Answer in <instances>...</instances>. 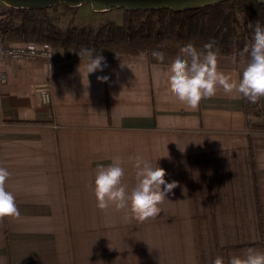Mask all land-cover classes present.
Segmentation results:
<instances>
[{
	"label": "crops",
	"instance_id": "0c3cea01",
	"mask_svg": "<svg viewBox=\"0 0 264 264\" xmlns=\"http://www.w3.org/2000/svg\"><path fill=\"white\" fill-rule=\"evenodd\" d=\"M104 58L89 74L87 56L59 49L53 60H0V166L21 213L0 219V264H213L224 252H264V130L252 133V155L244 98L218 88L191 109L168 90L171 63ZM218 67L242 77L234 64ZM117 157L129 195L137 157L178 182L156 218L97 207L98 166Z\"/></svg>",
	"mask_w": 264,
	"mask_h": 264
},
{
	"label": "trees",
	"instance_id": "16d2710c",
	"mask_svg": "<svg viewBox=\"0 0 264 264\" xmlns=\"http://www.w3.org/2000/svg\"><path fill=\"white\" fill-rule=\"evenodd\" d=\"M61 4L50 8L56 9ZM50 8L8 6L7 15L0 19L1 38L9 42L47 43L53 49L62 50L67 57H79L82 48L94 49V54L100 53L103 57L147 53L150 60L156 63H171L179 49L189 42L202 50L205 43L214 40L215 47L219 49V64L233 65L229 59L233 57L235 61L239 60L244 47L252 42L253 31L249 24L256 21L264 24V3L256 0H227L181 12L171 8L126 9L127 15L121 24L110 21L96 27H80L72 21L62 27L50 13ZM153 51L164 52L165 60L159 62L154 59ZM243 102L253 155L252 133L264 130V124L257 121L260 117L264 118V111L260 99L251 103L244 98ZM255 191L260 205L256 177ZM259 217L263 226L260 210ZM224 256L227 257V253L224 252Z\"/></svg>",
	"mask_w": 264,
	"mask_h": 264
},
{
	"label": "clouds",
	"instance_id": "9594fccd",
	"mask_svg": "<svg viewBox=\"0 0 264 264\" xmlns=\"http://www.w3.org/2000/svg\"><path fill=\"white\" fill-rule=\"evenodd\" d=\"M249 27L253 31L252 42L241 53L249 59L238 81L219 69L220 54L214 40L205 43L202 50L189 42L179 49L169 65L166 73L169 92L191 109H196L203 99L213 97L218 88L229 94L239 93L251 103L264 97V24L256 21ZM94 53V49L82 48L78 54L79 57H88L87 74L103 71L106 67L105 58L100 53ZM152 56L159 62L165 60L162 51H153ZM97 79L106 82L108 77L98 76ZM135 168L137 183L129 195L126 186L121 183L124 169L118 157L107 167L98 166L94 194L99 209L103 211L114 207L119 211L130 205L133 218L141 222L156 218L162 212L159 205L178 187V182H168L165 179L166 169L159 167L156 161L153 165L137 157ZM9 176L8 170L0 166V219L21 215L13 193L5 187ZM213 264H264V252L250 248L243 257L217 256Z\"/></svg>",
	"mask_w": 264,
	"mask_h": 264
},
{
	"label": "water",
	"instance_id": "95a60500",
	"mask_svg": "<svg viewBox=\"0 0 264 264\" xmlns=\"http://www.w3.org/2000/svg\"><path fill=\"white\" fill-rule=\"evenodd\" d=\"M225 1L227 0H0V3L13 8L28 9L48 8L61 3H65L70 7H76L83 3H90L92 8L97 11L122 7L127 10L171 8L174 11L181 12L189 9H199ZM256 1L264 3V0Z\"/></svg>",
	"mask_w": 264,
	"mask_h": 264
},
{
	"label": "rangeland",
	"instance_id": "374dc122",
	"mask_svg": "<svg viewBox=\"0 0 264 264\" xmlns=\"http://www.w3.org/2000/svg\"><path fill=\"white\" fill-rule=\"evenodd\" d=\"M7 13L8 6L0 3V19H3ZM50 13L56 17L58 23L62 27L67 26L70 21L80 27H96L100 24L110 21L121 24L124 17L127 15V10L122 7H116L110 10L97 11L92 8L90 3H83L76 7H66L61 4L56 9L50 8ZM248 59V56L243 55L237 61L231 57L229 62L233 64L235 63V65L243 72L244 67L247 65Z\"/></svg>",
	"mask_w": 264,
	"mask_h": 264
},
{
	"label": "built area",
	"instance_id": "2783aa9c",
	"mask_svg": "<svg viewBox=\"0 0 264 264\" xmlns=\"http://www.w3.org/2000/svg\"><path fill=\"white\" fill-rule=\"evenodd\" d=\"M11 59L20 60H36V59H54V49L50 44L42 42L14 41L7 42L0 46V60ZM7 74L0 72V87L7 81ZM41 96V100L45 104L51 102V90L48 85H42L37 88Z\"/></svg>",
	"mask_w": 264,
	"mask_h": 264
}]
</instances>
